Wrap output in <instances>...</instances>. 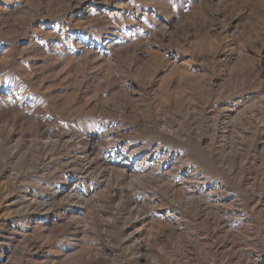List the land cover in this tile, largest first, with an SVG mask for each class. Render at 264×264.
I'll use <instances>...</instances> for the list:
<instances>
[{"label":"rangeland","instance_id":"obj_1","mask_svg":"<svg viewBox=\"0 0 264 264\" xmlns=\"http://www.w3.org/2000/svg\"><path fill=\"white\" fill-rule=\"evenodd\" d=\"M227 109L235 115L224 127ZM157 113L177 138L154 126ZM38 116L51 136L36 133ZM99 124L132 133L123 140L131 149L161 145L224 181L192 154L201 139L213 163L237 175L241 161L247 183L264 192V0H0V135L8 162L0 163V264H66V257L97 254L95 264H245L239 251L264 247V200L249 196L238 216L255 221L248 228L257 239L223 243L203 213L175 206L183 237L155 219L141 230L145 241L157 235L149 253L124 245L122 218L139 186L106 189L91 173L79 177L74 161L77 137ZM60 133L70 138L64 145ZM156 200L145 210L158 216L169 206Z\"/></svg>","mask_w":264,"mask_h":264},{"label":"bare ground","instance_id":"obj_2","mask_svg":"<svg viewBox=\"0 0 264 264\" xmlns=\"http://www.w3.org/2000/svg\"><path fill=\"white\" fill-rule=\"evenodd\" d=\"M210 2H213V0H210ZM158 33L161 37H165L168 34L166 28L159 29ZM8 54L6 53L3 56V60L7 59ZM227 112L228 114L225 113L223 118L226 121L223 122L224 127L228 124L227 119L235 115L234 109H227ZM147 119L148 114H143V119L140 122L142 128L147 127ZM218 119L212 120L210 124L218 123ZM155 120L154 126L159 131H164L170 137H176V134L166 125L165 119H160L158 113ZM34 125L37 128L36 133L43 136L50 135L43 125L42 117H36ZM120 128L115 126V124H99V129L95 134L77 137L79 152L75 156L74 161L81 166L78 168L79 177L88 176L91 173L95 179L102 180L106 189L112 186V182H116L119 185L121 182L129 181L139 186V191L141 192L134 197L133 206L129 210L128 215L122 218L124 223L121 228V242L124 245H129L136 252H142L144 255L147 252L149 253L152 249L149 242H153L157 235L154 234V239L145 241L141 230L146 228V223L153 222L155 219H158L166 228L177 234L178 238L183 237L185 234L184 227L186 226L183 222V217L176 212L175 206L189 209L193 214L203 213V223L211 228L213 232L217 230L219 232L220 230L224 236L223 243L244 237L246 241H251L253 238L257 239L254 227L248 228L255 221L251 217L239 218L238 213L242 205L245 204V202L242 203V200L249 196L258 202H262L264 200V192H256L255 183H247L248 180L244 175L245 165L241 161L238 163L240 172L236 175L234 172L235 167H228L222 161L217 162L218 165L216 162L213 163V157L208 152L207 147L204 146L201 139L197 140V147L190 149L192 154L211 171L224 178V181H214L213 178L205 176L196 168L186 165L184 161H181L180 157L170 151L167 152L161 145H155L147 151L143 148L135 147L131 149L126 144L123 145L124 138L130 137L132 133ZM159 131L158 133H160ZM196 137L199 138V136ZM5 138L0 135V163L4 165L8 163L6 162L7 140ZM68 139L70 140L66 133L57 135V143L59 145H64ZM37 146L38 150L40 148L45 149L49 146V143H40ZM99 163H102L101 169L96 174L91 172L94 170L95 165ZM72 178L75 179L74 177ZM81 187L91 189L90 185ZM242 188H245L244 191H242ZM78 191L80 190L78 189ZM141 193L146 195L145 202L141 200L143 196ZM156 199L164 201L170 210L164 208L158 216L146 212L145 205L147 207L148 205L151 206L154 201H157ZM230 203L232 208H228V211H225ZM234 207L237 208L234 209ZM103 224L107 225L109 221H104ZM80 232L84 234L83 231ZM255 246L257 250L255 252L253 250L252 252H238L241 257L240 262L245 264H264V250L262 249L264 247H260L258 243ZM99 257H101L99 254L87 257H66V264H95V260L99 259ZM136 261H139V258ZM149 262L150 259L149 261L147 260V264ZM110 264H113V262Z\"/></svg>","mask_w":264,"mask_h":264}]
</instances>
